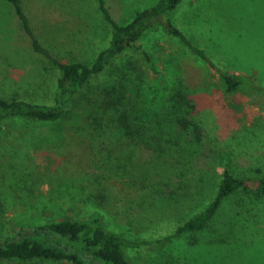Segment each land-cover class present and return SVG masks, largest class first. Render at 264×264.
Instances as JSON below:
<instances>
[{"label": "rangeland", "instance_id": "rangeland-1", "mask_svg": "<svg viewBox=\"0 0 264 264\" xmlns=\"http://www.w3.org/2000/svg\"><path fill=\"white\" fill-rule=\"evenodd\" d=\"M154 1L104 0L120 23ZM23 2L36 35L64 60L88 61L109 39L110 26L98 0ZM174 15L176 23L219 63L264 83V0H183ZM143 45L162 72L156 80L148 77V85L154 82L156 89L148 90L146 96L155 90L160 94L166 87L176 89L181 82L190 90L184 106L200 125V140L190 146L185 138L179 139L184 145L185 167L192 166L182 178L187 184L171 191L175 182H182L174 176L170 188L152 196L149 189L140 188L135 176H114L106 164L101 168L97 157L82 173L83 144L78 140H69L51 127L9 120L0 135L4 234H14L21 225L84 217L99 210L104 223L116 230L136 236L162 235L208 202L219 180L221 166L217 163L222 151L230 152L233 166L264 165V93L247 86L232 94L223 92L218 77L202 61L162 32L146 34ZM126 61L137 72L142 70L138 53ZM57 72L32 50L12 6L0 0V92L6 97L19 94L49 100ZM110 76L107 70L92 80L106 82ZM145 99L154 110L156 103ZM101 148L105 150L106 144ZM150 156V149L137 147L131 160L123 159L124 167L137 174L149 164ZM98 181L109 200L105 204L97 196ZM247 184L253 190L258 180ZM250 197L242 192L232 195L203 230L185 232L157 248L138 249L136 259L140 264H264V196Z\"/></svg>", "mask_w": 264, "mask_h": 264}, {"label": "trees", "instance_id": "trees-1", "mask_svg": "<svg viewBox=\"0 0 264 264\" xmlns=\"http://www.w3.org/2000/svg\"><path fill=\"white\" fill-rule=\"evenodd\" d=\"M7 1L28 36L32 50L58 72L49 100L19 94L6 97L0 92V135L9 120L51 127L63 137L69 140L72 137L83 144L79 169L82 173L97 157L101 168L106 164L114 176H135L140 188L149 189L152 196L170 188L174 176L182 182H175L171 191L187 184L182 178L190 173L192 166L185 167L184 145L179 139L185 138L190 146L198 144L200 125L191 114L188 116L189 111L184 106L190 91L184 82L176 89L166 87L160 94L155 90L151 97L146 96L148 90L156 89L154 82L148 85V77L156 80L162 75L157 60L143 45L148 33L162 32L182 43L218 77L223 92L232 94L247 86L264 93V83L219 63L176 23L174 14L183 0H155L136 10L125 23L117 22L104 0H98L110 34L107 43L88 61L64 60L57 56L36 35L23 0ZM134 53L141 57L140 72L126 61ZM107 70L111 71V76L106 82L93 83L94 76ZM145 97L156 103L154 110L145 103ZM191 128L195 132L192 133ZM118 131L122 134L115 136ZM103 144H106L105 150L101 148ZM142 145L150 149L149 164L141 166L139 173L134 174L124 167L123 161L131 160L136 148ZM229 153L222 151L219 155L220 176L208 202L171 232L157 236L131 235L106 225L99 210L90 211L84 217H58L21 225L14 234L8 235L2 232L0 220V264L42 260L66 264H140L134 255L138 249L157 248L185 232L203 230L232 195L242 192L250 195L249 199L263 198L264 165L233 166ZM253 178L258 184L252 190L247 183ZM96 187L97 196L105 204L109 200L99 181Z\"/></svg>", "mask_w": 264, "mask_h": 264}]
</instances>
